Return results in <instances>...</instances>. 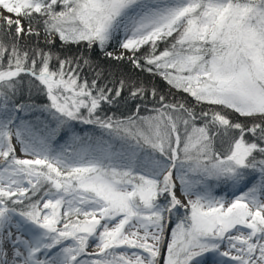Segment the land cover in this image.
I'll list each match as a JSON object with an SVG mask.
<instances>
[{
	"label": "snow or ice",
	"instance_id": "obj_1",
	"mask_svg": "<svg viewBox=\"0 0 264 264\" xmlns=\"http://www.w3.org/2000/svg\"><path fill=\"white\" fill-rule=\"evenodd\" d=\"M209 254L264 264V0H0V264Z\"/></svg>",
	"mask_w": 264,
	"mask_h": 264
},
{
	"label": "trees",
	"instance_id": "obj_2",
	"mask_svg": "<svg viewBox=\"0 0 264 264\" xmlns=\"http://www.w3.org/2000/svg\"><path fill=\"white\" fill-rule=\"evenodd\" d=\"M28 44H32V41L27 42ZM76 52V49L73 48L69 52V54H74ZM92 60L95 64H99L101 69L104 73V78L101 80V83H111L115 84L116 81L120 79H127L130 81H137V82H143L146 85H152L154 84L160 91L161 94H165L169 100L175 99H186L189 104H193L194 101L191 100L190 97H187L185 94L178 93L175 90H170L169 86L161 80L159 77H151L147 73H141L132 68V66L127 63L126 61H113V60H105L101 56L94 54L92 56ZM84 74L87 76L89 80L93 78V71L90 69H85ZM125 95H127V92H125ZM37 102H42L43 97L42 96H36L34 97ZM133 102H128L127 104L121 102V104L114 108L113 111L115 112L116 116H127L132 114L131 113V104ZM145 104L147 105V108L142 109L141 114L142 115H148L150 109L152 108L151 98L149 97L147 100H145ZM179 215H183V211L179 213ZM175 219V217H174Z\"/></svg>",
	"mask_w": 264,
	"mask_h": 264
},
{
	"label": "bare ground",
	"instance_id": "obj_3",
	"mask_svg": "<svg viewBox=\"0 0 264 264\" xmlns=\"http://www.w3.org/2000/svg\"><path fill=\"white\" fill-rule=\"evenodd\" d=\"M203 260H204V264H212V262H213V257L209 254V255L205 256V257L203 258Z\"/></svg>",
	"mask_w": 264,
	"mask_h": 264
},
{
	"label": "rangeland",
	"instance_id": "obj_4",
	"mask_svg": "<svg viewBox=\"0 0 264 264\" xmlns=\"http://www.w3.org/2000/svg\"><path fill=\"white\" fill-rule=\"evenodd\" d=\"M90 127V126H89Z\"/></svg>",
	"mask_w": 264,
	"mask_h": 264
}]
</instances>
